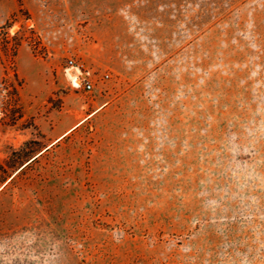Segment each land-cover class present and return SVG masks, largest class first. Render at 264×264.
I'll list each match as a JSON object with an SVG mask.
<instances>
[{"label":"rangeland","instance_id":"obj_1","mask_svg":"<svg viewBox=\"0 0 264 264\" xmlns=\"http://www.w3.org/2000/svg\"><path fill=\"white\" fill-rule=\"evenodd\" d=\"M0 264H264V0H0Z\"/></svg>","mask_w":264,"mask_h":264},{"label":"built area","instance_id":"obj_2","mask_svg":"<svg viewBox=\"0 0 264 264\" xmlns=\"http://www.w3.org/2000/svg\"><path fill=\"white\" fill-rule=\"evenodd\" d=\"M62 71L72 88L82 89L86 92L94 91L102 80L109 77V73L99 74L75 57L67 58L64 66H62Z\"/></svg>","mask_w":264,"mask_h":264},{"label":"crops","instance_id":"obj_3","mask_svg":"<svg viewBox=\"0 0 264 264\" xmlns=\"http://www.w3.org/2000/svg\"><path fill=\"white\" fill-rule=\"evenodd\" d=\"M63 119H65V118H63ZM82 119L83 118L79 117V115H78V117L74 121H72L70 124H68L66 126H63V127L53 124V127L51 128L50 131H51V133H52V135L54 136L55 139L58 138V137L63 136L65 133H66L65 135H67L68 133H70L73 129H75L81 123L80 121ZM69 129H72V130L69 131ZM43 131L47 132L45 129H43Z\"/></svg>","mask_w":264,"mask_h":264},{"label":"trees","instance_id":"obj_4","mask_svg":"<svg viewBox=\"0 0 264 264\" xmlns=\"http://www.w3.org/2000/svg\"><path fill=\"white\" fill-rule=\"evenodd\" d=\"M3 42H2V47L5 48L6 50H12L13 55H15V50L17 45L19 44L18 40L15 41L12 45L9 43V36L6 34L5 37L3 38ZM32 141V140H31ZM30 142V141H29ZM27 142L26 145L29 143Z\"/></svg>","mask_w":264,"mask_h":264},{"label":"bare ground","instance_id":"obj_5","mask_svg":"<svg viewBox=\"0 0 264 264\" xmlns=\"http://www.w3.org/2000/svg\"><path fill=\"white\" fill-rule=\"evenodd\" d=\"M84 119H85V118H84ZM84 119H82V120H84ZM82 120H81L80 122H82ZM80 122H79V123H80ZM79 123H78V124H79ZM76 126H77V125H76ZM70 130H72V129H69V131H70ZM65 134H66V133H65ZM65 134H64V135H65ZM64 135H63V136H64ZM63 136L56 138L55 141L59 140V139L62 138ZM55 141H54V142H55Z\"/></svg>","mask_w":264,"mask_h":264}]
</instances>
